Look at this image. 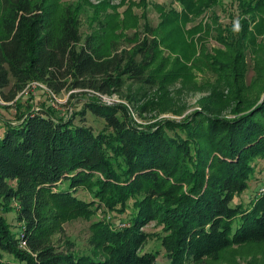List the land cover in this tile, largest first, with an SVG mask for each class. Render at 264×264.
<instances>
[{
  "label": "trees",
  "instance_id": "obj_1",
  "mask_svg": "<svg viewBox=\"0 0 264 264\" xmlns=\"http://www.w3.org/2000/svg\"><path fill=\"white\" fill-rule=\"evenodd\" d=\"M81 1L88 0H0V89L9 87L7 101L34 80L55 92L93 93L67 118L30 108L0 129V264H159V251L143 248L151 221L162 227L168 264L218 260L234 245L264 243V192L247 206L234 201L264 159V97L244 98L234 62V116L205 103L179 121L139 122L129 104L106 103L96 92L135 101L160 84L162 95L139 112L169 109L166 81L151 70L158 42L145 37L120 49L102 21L109 0L93 6L100 27L83 36ZM243 2L244 14L264 5ZM87 112L100 128L88 123ZM80 188L92 199L80 197ZM131 199L125 225L91 223L92 255L78 253L70 239L55 241L63 221L90 219L100 208L124 213Z\"/></svg>",
  "mask_w": 264,
  "mask_h": 264
},
{
  "label": "rangeland",
  "instance_id": "obj_2",
  "mask_svg": "<svg viewBox=\"0 0 264 264\" xmlns=\"http://www.w3.org/2000/svg\"><path fill=\"white\" fill-rule=\"evenodd\" d=\"M59 1L70 4L80 0ZM243 1L215 0L205 4L203 0H109L110 7L103 13L102 21L108 33L112 32L110 36L118 38L120 49L130 50L145 37L157 40V60L151 70L158 74L159 80L166 81L165 95L170 107L164 111L148 107L146 111L139 112V107L148 98L159 99L163 93L160 84L148 92V97L143 100L129 101L125 95L105 94L107 98H103L106 99L104 102L129 104L134 117L142 123L163 118L179 121L202 110L205 103L221 115L232 117L238 85L236 77L231 75L233 70L228 66L234 62L237 64V77L242 83L244 98L261 101L264 97V5L244 14ZM81 2L83 7L78 16L81 32L86 36L100 27L93 21V6L101 0ZM218 64L225 67L218 68ZM137 90L138 85H135L134 92ZM1 92L5 103L0 104V129L8 122L22 121V113L30 108H52L59 117L67 118L75 110L79 111L85 100L93 97L90 89L66 88L55 92L38 86L25 93L18 92L7 101L5 95L11 94L9 87L3 88ZM87 118L89 124L98 128L102 126L101 120L90 112H87ZM256 165L257 179L256 176L251 179V187L237 195L235 202L242 201L247 206L254 194L261 193L264 186V159L258 158ZM77 194L87 200L92 199L86 189L80 188ZM131 203L132 199L124 213L100 208L90 219L80 217L63 221V230L55 235V241L64 244L66 239H70L74 241L78 253L92 255L89 242L91 223L104 219L125 225L132 210ZM13 214H7L12 222ZM144 229L151 235L143 248L159 251V264H168L169 260L158 238L162 234L161 225L151 221ZM198 264H264V243L234 245L224 250L218 260H205Z\"/></svg>",
  "mask_w": 264,
  "mask_h": 264
},
{
  "label": "built area",
  "instance_id": "obj_3",
  "mask_svg": "<svg viewBox=\"0 0 264 264\" xmlns=\"http://www.w3.org/2000/svg\"><path fill=\"white\" fill-rule=\"evenodd\" d=\"M38 86H40V87H46V89H50L44 82H41V81H38V80H34V81H32V82H30L27 86H26V88L22 91V93H25L26 91H28L29 89H33V88H37ZM101 97H102V99L103 98H107L106 96H105V94H99ZM106 99H104V101H105ZM109 101V100H108ZM109 102H111V101H109ZM3 103H5V101L3 100V98H2V95H1V92H0V104H3ZM261 192H264V186H262V188H261Z\"/></svg>",
  "mask_w": 264,
  "mask_h": 264
}]
</instances>
